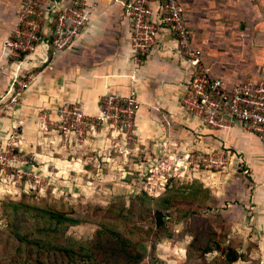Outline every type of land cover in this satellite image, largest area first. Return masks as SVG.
I'll list each match as a JSON object with an SVG mask.
<instances>
[{
    "label": "crops",
    "instance_id": "crops-1",
    "mask_svg": "<svg viewBox=\"0 0 264 264\" xmlns=\"http://www.w3.org/2000/svg\"><path fill=\"white\" fill-rule=\"evenodd\" d=\"M23 1L0 0L2 90L7 87L14 68L4 58L2 39L14 25ZM179 2L193 45L201 49L203 61L227 88L247 78L264 80V0ZM152 9L155 17L156 5ZM23 66L26 76H33L21 99L17 119L26 138H34L39 132L40 108L50 111L62 103L76 101L85 111L96 112L106 93L124 96L135 91L142 104L135 119L133 141L124 145L120 138L113 139L110 132H103L94 139L93 152L100 156L104 150L111 152L112 147L124 148L128 154L148 159L157 167L170 166L178 159L177 162L186 163L187 174L198 177L210 189L221 182L226 186L229 181L225 191L218 190V197L232 206L235 235L238 238L248 236L258 244L257 252L263 254L264 156L261 143L239 122L226 120L225 127L205 128L197 116L186 110L182 99L191 77V66L165 26L158 27L150 52L139 64H134L122 3L98 0L86 31L68 50L53 54L45 63L32 61ZM221 150L229 155V163L224 168L196 164L204 152ZM187 155L190 158L185 161ZM54 159L62 161V158ZM70 159L63 161L83 160L79 155H72Z\"/></svg>",
    "mask_w": 264,
    "mask_h": 264
},
{
    "label": "rangeland",
    "instance_id": "rangeland-1",
    "mask_svg": "<svg viewBox=\"0 0 264 264\" xmlns=\"http://www.w3.org/2000/svg\"><path fill=\"white\" fill-rule=\"evenodd\" d=\"M38 130L34 138H26L21 131L23 144L14 150L20 154L19 161L0 159L1 263L17 247L13 229L38 233L41 222L31 218L28 208H57L80 217L78 223L58 232V241L75 246L95 244L103 239L100 229L120 231L138 243L142 253L141 260L126 264H224L228 246L243 254L232 264H264L258 244L248 236L235 235L232 206L218 197V190L225 191L229 181L210 189L187 174L186 163L178 159L170 166L157 167L124 148L112 147L100 156L89 146L63 151L55 132ZM72 155L81 156L82 162L63 161L72 160ZM193 179L198 183H192ZM199 183L208 192L201 188L192 195L194 187H202ZM143 192L155 200L140 202ZM14 203H19L16 209ZM148 206L162 209L163 227L156 226ZM202 245L210 251L203 253ZM78 259L75 264L95 263Z\"/></svg>",
    "mask_w": 264,
    "mask_h": 264
},
{
    "label": "built area",
    "instance_id": "built-area-1",
    "mask_svg": "<svg viewBox=\"0 0 264 264\" xmlns=\"http://www.w3.org/2000/svg\"><path fill=\"white\" fill-rule=\"evenodd\" d=\"M113 1L123 5L133 63L139 64L150 52L158 27L165 26L191 66V77L182 99L186 110L197 116L205 128L225 127L226 120L239 122L259 139L264 156V80L247 78L227 88L214 76L203 61L201 49L192 43L179 0ZM97 3L98 0H24L20 6L14 25L2 39L4 58L14 65L7 87L0 88V159L3 162L19 161L20 154L14 150L24 140L23 128L17 119L21 99L33 76H26L23 63H45L53 54L68 50L86 31ZM154 5L158 11L155 17ZM141 104L136 92L130 91L124 96L106 93L96 112L85 111L76 101L62 103L50 111L43 107L39 109V129L55 132L56 143L63 151L92 147L94 139L103 132H110L111 138H120L127 145L134 139V124ZM189 158L187 155L186 159ZM198 163L208 168H224L229 163V155L224 150L204 152L197 158Z\"/></svg>",
    "mask_w": 264,
    "mask_h": 264
},
{
    "label": "trees",
    "instance_id": "trees-1",
    "mask_svg": "<svg viewBox=\"0 0 264 264\" xmlns=\"http://www.w3.org/2000/svg\"><path fill=\"white\" fill-rule=\"evenodd\" d=\"M195 180L193 179L192 183ZM200 186L202 187L193 188L192 195L201 188L202 191H207V187ZM146 194V192L142 193V196L139 197L140 202L146 204L145 199L155 200ZM159 199L161 200V198ZM17 205L19 203L13 204L15 209ZM28 209L32 210L31 218L41 222V225L37 227L38 233L13 229L12 234L17 242V247L7 256V262H0V264H75L77 257L80 258L79 261H94L93 264H126L136 263L142 258V253L137 247L138 243L131 241L120 231L111 228L100 229L98 232L101 236L103 235V239H98L95 244H92V241L86 245L78 246L62 243L57 240L58 232L61 230L62 233L64 228L78 223L80 217L57 208ZM147 210L152 213L156 226L163 227L165 215L162 209L158 207L152 209L148 206ZM192 212L195 213V211ZM201 248L203 253L210 251L208 246L202 245ZM224 256V264H232L238 259H242L243 254L242 251L228 246L224 251ZM121 260L125 261L121 262Z\"/></svg>",
    "mask_w": 264,
    "mask_h": 264
}]
</instances>
